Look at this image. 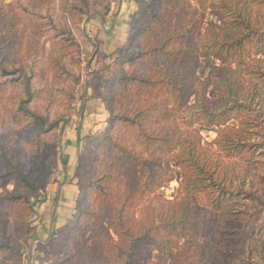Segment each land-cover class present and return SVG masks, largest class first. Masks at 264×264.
Returning a JSON list of instances; mask_svg holds the SVG:
<instances>
[{
  "label": "trees",
  "instance_id": "trees-1",
  "mask_svg": "<svg viewBox=\"0 0 264 264\" xmlns=\"http://www.w3.org/2000/svg\"><path fill=\"white\" fill-rule=\"evenodd\" d=\"M55 1L36 0L33 5L36 9L23 7L29 22L38 18L41 24L46 21L48 27H35L41 34L48 33L46 37L53 42L65 37L78 42L71 23L65 17L61 18L64 19L62 23L56 22L51 13L53 2L63 15H74L72 24L80 33L83 15L106 5V0H101L97 7L96 2L92 4L90 0H83L85 8L76 0ZM159 1L138 0L140 7L150 9L151 21L161 23L160 38L142 44L137 48V53L127 58L131 63L141 62L143 67L140 72L121 70L116 78L120 87L117 92L121 94L132 93L129 88L130 84L133 85L134 103L126 113H121L119 108L108 102L110 99L103 100L107 102L110 116L104 135H98L96 139L101 142L107 138L112 151L116 153L111 166L108 165L109 170L99 176V184L94 188L93 198L96 205L102 203V209L98 208L93 213L90 203L87 208H82L81 199H85V196L83 187L77 182L79 195L76 211L87 215L93 213L96 220L103 218L104 224L97 229L100 234H93L91 253H73L63 260L64 263L84 264L82 256L86 253L88 264H157L150 258V253L157 251L170 254V264H192L194 257H200L205 251L199 232L208 229L214 232L212 221L217 224V219H213L214 214L224 217L232 210H222L224 200L236 197L248 199L246 212L249 221L253 216L256 219V216L264 214V159L254 158L258 148L262 149L260 154L264 156V88L260 87L264 85V67L256 72L253 70L262 61L258 55H264V15L262 19L259 15L253 16L249 4L254 2L261 7L264 0H251L249 3L244 0L242 5L237 6L222 0V12L216 11L215 5L211 6L212 13L222 25L212 20L204 27L207 7L204 0H200L201 12L193 8L191 0H182L183 4H179L180 0H165L169 4L167 8H176L177 13L167 8L153 10V5ZM241 2L238 0V3ZM15 4L21 5L20 0H14L12 8ZM142 14L143 11L138 8L132 19L140 18ZM189 14L193 17L198 14L199 18H188ZM227 15L230 21L226 19L229 18ZM173 17L176 18L177 28H172ZM189 20H193L190 27L187 24ZM132 26H135L133 20L131 29ZM53 28L56 33L50 34ZM204 38L205 41L202 40ZM254 46L256 50L252 53ZM203 58L218 61L210 65L209 80H200L197 74ZM250 68L249 73L254 77L246 79L244 73ZM14 71L24 78L22 85L26 97L22 101L25 104L32 97L29 77L23 68L17 67ZM172 101L177 104L171 105ZM22 109L30 113L26 106ZM177 111H180L179 115L186 111L189 115L187 118L176 117L170 126L167 124L170 121L168 118ZM157 114L164 124L160 129L150 126L153 130L148 131L145 128L149 124L148 118ZM30 115L34 117L33 130L52 128L53 125L44 115ZM118 123L127 126V132L133 137L129 139L111 134ZM214 128H218V131L213 145L205 146L201 130ZM255 164H262L260 174ZM171 167L180 171L177 195L173 200L158 196L161 198L158 207L150 205L137 213L136 209L145 199L174 180ZM13 169L18 182L31 185L26 173L17 167ZM255 179L262 183L261 189L255 187ZM22 196L8 194L7 200L14 204ZM78 218L79 214L76 213L69 220L64 226L66 229L70 227L67 231H71L73 226L79 230ZM237 223L236 219L227 220L216 229L223 237L226 236L225 249L222 245L209 244L214 249L211 252H214L212 255L216 259L220 254L221 264H229L239 242H244L247 234L252 235L256 231L253 227L247 230L246 223L237 227ZM8 224V218L0 220V264H9L11 260H18L15 264H19L24 245L35 229L22 231L19 244L18 240L13 241V231ZM238 231L245 232L244 239L236 238ZM214 264H218V261Z\"/></svg>",
  "mask_w": 264,
  "mask_h": 264
},
{
  "label": "rangeland",
  "instance_id": "rangeland-1",
  "mask_svg": "<svg viewBox=\"0 0 264 264\" xmlns=\"http://www.w3.org/2000/svg\"><path fill=\"white\" fill-rule=\"evenodd\" d=\"M13 1L0 0V220L8 218V226L10 227L11 225L10 228L13 231V241L18 240L17 242H20L19 240H22V231L30 228L35 229V223L39 219L38 215L45 212L42 208V203L47 198H50V189L48 188L58 178V175L64 171L66 163L63 150L66 134L70 127L77 126L84 101L87 99L107 101L108 98L110 99L108 102L113 107L119 108L121 113H126L127 109H130L135 101L134 92L132 91L134 87L130 84L129 90L132 93L121 94L117 92L120 88L118 86L119 81L116 79L118 78V73L121 70L130 73L140 72L143 67L141 62L135 61L131 63L127 58L137 53V48L141 47L142 44H149L150 41L160 38L162 28L160 22L151 21L150 9H144L143 6L140 7L138 0H135L137 8L128 20L129 29L126 40L112 48H106V45L96 37H91L93 42L92 40L88 41L86 31L87 24H90L94 15H105V9L110 0H106L105 6H98L101 0H90L92 4L96 2V7H98L96 10H92L91 14L83 15L81 21L82 33L78 32L72 24L74 15H63L57 10L56 6L54 7L53 2L51 13L55 17L56 22L62 23L64 19L61 18L65 17L71 23L75 39L80 44L75 41L76 45L66 39V37L61 38L58 42H53L46 37L48 33L41 34L35 27L36 25H39V28L40 26L43 28L48 27L49 25L46 21L41 24L38 18V20L29 22L25 13L24 6H32V9H36L33 8L36 0H20L21 5L15 4L14 8H12ZM58 1L56 0L55 2ZM76 1L85 8L83 0ZM191 1L194 4L193 8L201 12L202 4L200 0ZM227 1L230 5L237 6L242 5L244 0H241V3H238V0H233L232 3H230V0ZM246 1L248 3L251 2V0ZM251 3L249 4L251 5L253 16L258 17L259 15L262 19L264 6L257 7V4ZM179 4H183L182 0H180ZM204 4L207 7L202 27L212 20L222 25L216 15L212 13L211 8L212 5H215L216 11L222 12V0H204ZM168 5V2L161 0L155 2L152 9L155 11L165 10ZM138 8L143 11V14L140 18L132 19ZM175 9L169 7L166 10H173V12L177 13V9ZM198 14L194 17L189 14L188 18L192 17V19L196 20L199 18ZM226 19L230 21V17ZM132 20L135 26H132L131 29L130 23ZM164 22L166 25L168 24L167 21ZM175 22L176 18L173 17L172 28H177ZM187 24L190 27L193 24V20H189ZM52 32L56 33V30L53 28L50 34ZM202 40L205 41V38ZM255 50V46L251 48L252 53ZM258 57L262 61L253 68L255 72L258 68L264 67V55H258ZM213 62L218 63L212 58L202 59L197 71L201 78L200 80H209V68ZM17 67L23 68L26 71V76L29 77L32 97L27 99L25 104L22 101V98L26 97L22 85L24 78H20V73L14 71ZM3 68L10 71L5 72ZM249 71H251V68L244 73L246 79L254 77ZM260 87L264 88V85ZM262 98L264 108V97ZM176 104V101L171 103L174 106ZM25 106L30 113L25 112L26 109H22ZM31 113L47 117L49 119L48 122L53 125L52 128L46 131L33 130L34 117L30 115ZM179 114L180 111L174 112L168 118L170 121L167 124L172 126L171 121L176 120V117L184 116L182 118H187V115H189L187 111L183 115ZM161 121L163 120L158 114L157 116L151 115L148 118L150 125H145V128L148 131L153 130L150 126L160 129L164 124ZM166 121L168 120L166 119ZM126 127L118 123L114 126L111 134H119V137L123 135L130 139L133 135L127 132L128 129ZM105 131L103 130L101 134H92L87 137L85 147L79 151L78 160L73 171L76 181L83 187L85 199H81V202H83L81 204L82 208L83 206L87 208L88 203H90L92 204L90 209L93 213L98 208L102 209V203L98 202L96 205V200L93 198L94 188L99 184V176L109 170L108 165L111 166L115 156L114 153H116L112 151L107 138L102 139L101 142L96 139L98 135L102 137ZM217 131L218 128L201 130L205 146L213 145ZM261 150V148L256 150L254 158L264 159V156L260 154ZM143 154L146 156L144 150ZM239 162L241 161L239 160ZM255 166L258 168L257 173L260 174L262 164H255ZM14 167L20 168L26 173L31 185L18 182ZM171 170L174 173V180L145 199L141 206L136 209L137 213L141 208L144 209L150 205L158 207L161 201L158 196L167 200L174 199L179 189L180 171L176 167H171ZM63 178L61 177V180H64ZM255 187L261 189L262 183L255 179ZM12 193L22 194L23 196L17 199L16 203L11 204L7 198H9L8 194ZM54 197L57 198V195L55 194ZM25 198L29 201L26 202ZM248 203V199L238 197L223 201L222 210L228 208L232 210L224 217H217L218 213L214 214L213 219H217L216 225L212 221L214 232L209 231V229L199 232L205 251L201 253L200 257L198 255L195 256L192 264H214L217 261L218 264H221L220 259L222 258L220 254L216 259L212 255L214 252H211L214 249L209 247V244L222 245L223 249L226 248V236L223 237L216 229H218V226L224 225L227 220L229 222L232 219L238 220L237 227L246 223L248 226L247 230L253 227L256 231L252 235L247 234L244 242H239V246L236 247L237 251L233 252L234 257L230 258L229 264H264V214L260 217L256 216V219L253 216L252 221H249L247 214ZM76 205L69 220L78 213L79 230H75L73 226L74 230L67 231L70 227L66 229L64 226L69 222L68 220L64 226L55 230L52 236L48 237L46 242L43 243L34 238L30 240L35 235L34 231L24 245L23 255L19 264H68L64 263L63 260L69 258L73 253H91L90 250L94 246L93 234H100L97 229L104 224V219L96 220L93 213H91L92 215L82 214L76 211ZM35 216H37L36 219ZM1 226L0 230L2 229ZM244 234L245 232L238 231L236 238L244 239ZM86 253L82 256L84 264H88ZM150 258L157 264H170L171 261L170 254L157 251L151 252ZM16 261L18 260H11L9 264H15ZM144 264L148 263L145 262Z\"/></svg>",
  "mask_w": 264,
  "mask_h": 264
},
{
  "label": "crops",
  "instance_id": "crops-1",
  "mask_svg": "<svg viewBox=\"0 0 264 264\" xmlns=\"http://www.w3.org/2000/svg\"><path fill=\"white\" fill-rule=\"evenodd\" d=\"M105 15H94L87 24L88 41L91 37L101 40L106 48L121 44L127 38L128 20L136 10L135 0H110ZM93 42V40H92ZM110 113L102 99H87L82 105V112L77 126H72L66 134L64 144V171L50 184V198L42 203L44 213L38 215L35 223V235L31 239L46 242L55 230L64 226L72 216L77 204L79 187L74 175V167L79 151L85 147L86 139L92 134H101L107 127ZM64 177V180H61ZM57 195V198L54 195ZM37 216H35L36 219Z\"/></svg>",
  "mask_w": 264,
  "mask_h": 264
}]
</instances>
